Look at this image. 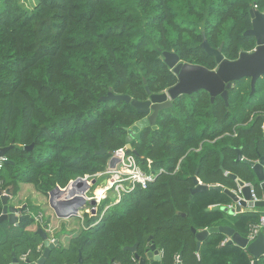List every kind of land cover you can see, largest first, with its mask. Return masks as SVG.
Instances as JSON below:
<instances>
[{"label": "trees", "instance_id": "trees-1", "mask_svg": "<svg viewBox=\"0 0 264 264\" xmlns=\"http://www.w3.org/2000/svg\"><path fill=\"white\" fill-rule=\"evenodd\" d=\"M253 7L264 12V0H0V146L9 147L10 160L0 170V214L1 194L16 196L22 183L48 195L104 172L145 115L124 100L103 98L111 91L145 101L147 88L157 94L174 86L178 76L165 51L208 69L217 64L205 39L230 60L253 51L256 39L245 34ZM156 124L145 126L129 149L156 178L119 200L106 197L94 215L85 212L80 232L54 247L45 264H137L125 247L138 244L144 254L149 237L162 250V264H174L179 254L183 264H253L221 231L198 250L193 228L228 225L249 237L264 208L234 215L208 209L234 202L224 191L192 189L195 176L235 189L233 173L262 198L254 171L237 157L238 149L246 160L264 156V77L254 94L250 78L235 81L228 102L221 95L212 101L206 90L181 95L160 110ZM29 207L18 225L0 222V264L42 256L41 233L28 229L35 223Z\"/></svg>", "mask_w": 264, "mask_h": 264}, {"label": "water", "instance_id": "water-1", "mask_svg": "<svg viewBox=\"0 0 264 264\" xmlns=\"http://www.w3.org/2000/svg\"><path fill=\"white\" fill-rule=\"evenodd\" d=\"M250 15L252 27L247 30L245 34L253 35L256 39V47L253 51H242L237 59L230 60L225 58L222 52V46L219 48H213L205 39L202 46L208 54L215 57L217 64L215 69H208L202 65L183 62L180 60V57L176 52L165 51V62L178 76V82L174 86L157 94H151L150 89L147 88L150 97L145 101L133 99L127 94L116 95L111 91L108 96L103 98L104 100H124L127 103H131L132 106L145 115L141 120L137 121L128 129V149H132L130 142L145 126L152 125L154 128L158 127L156 122L160 110L171 107L173 105V100L181 95H191L197 91L206 90L210 94L212 101H214L216 96L221 95L225 101L228 102V89L232 87L233 82L243 78H250L251 94L255 93L257 80L264 77V12L253 7L250 10ZM32 148L33 145L27 147V149ZM8 149L9 147L0 146V156H6ZM97 152L105 153L106 150L101 149ZM237 160L245 161L254 171L263 191L262 198L254 201L251 184L238 178L237 175L233 173H229V176L237 182V188L235 189L226 188L221 184H204L195 176L194 181L196 186L192 189V195L205 192L209 189L224 191L231 197L234 204L229 206L214 205L210 206L208 209H222L232 215L242 212L243 208L252 206L256 208H264V156L260 157L258 160H246L242 151L238 149ZM7 162H10V160H7L5 163ZM113 164L114 161L111 162V165ZM221 169L226 172L223 167H221ZM95 182L96 179H93L92 183L95 184ZM89 186L90 185L87 181L83 180L82 177H78L73 183L75 189L73 188V190H70L67 193L66 190L68 186L63 188L57 185L49 191V204L56 215L58 217L79 215L80 209L84 208L88 202L93 205L92 212L94 214L96 212V200H88L84 195L78 196L75 194L76 188L87 190ZM1 198L3 202V210L0 214V222L9 221L12 224L18 225L25 216L30 215V213L24 214L25 205L14 206L9 203L11 198L9 192L1 194ZM36 231L42 235L44 251L37 261L27 259L25 264H45L50 256V251L54 247L60 246L59 239L55 238L54 240H50L44 229L40 228ZM193 231L196 232L199 241L198 250L201 247L202 241L210 233L221 231L229 237V243H236L248 251V253L254 258L253 264H259V259L264 256L263 232H260L255 239L250 240L249 237L241 236L234 228L228 225L214 226L201 231H197L193 228ZM148 241L150 243L146 247L144 254H139L137 252L138 244L125 247V249L134 253V258L137 264H162L161 248L152 242L151 237L148 238ZM80 261H82V256L80 257ZM12 264L22 263L17 257H14ZM174 264H183L182 254H179L177 261Z\"/></svg>", "mask_w": 264, "mask_h": 264}, {"label": "built area", "instance_id": "built-area-1", "mask_svg": "<svg viewBox=\"0 0 264 264\" xmlns=\"http://www.w3.org/2000/svg\"><path fill=\"white\" fill-rule=\"evenodd\" d=\"M7 160V156H0V170L3 168V165ZM112 161H114L113 165H111ZM148 167H151V160L148 161ZM100 173L102 177L106 176L105 184L102 188H100L103 190L102 196H98V189L95 191V195L88 196V189L90 188V186L85 192H82L83 190L81 188H77L76 191L78 190L79 192L75 193L78 196L84 195L88 200H96V208L103 199L109 196L110 192H112L113 196H115V198L117 197L119 200L123 193L134 190L137 185H141L143 188L147 187L148 183L154 180L157 176V174L153 172H148L144 170L142 166L138 163L136 156L133 153L129 152L127 146L114 151L111 158L109 159L107 169L104 172ZM89 177L90 175H85L82 178L88 179ZM74 182L75 179L71 180L70 184H73ZM251 186L254 201H257L260 198L256 195L252 184ZM91 206L92 210L93 205ZM253 208L255 207L252 206V209ZM260 232L264 233V215L261 216L260 223L252 227L249 239H255ZM26 258L27 255L23 257L22 261H24Z\"/></svg>", "mask_w": 264, "mask_h": 264}, {"label": "rangeland", "instance_id": "rangeland-1", "mask_svg": "<svg viewBox=\"0 0 264 264\" xmlns=\"http://www.w3.org/2000/svg\"><path fill=\"white\" fill-rule=\"evenodd\" d=\"M101 173L90 175L89 179L92 180L96 179L95 184H91L90 188L88 189V196L95 195V191L98 188H102L104 186V180L106 176L102 177ZM73 180V179H72ZM70 184V182H69ZM68 184V185H69ZM67 185V186H68ZM33 184L24 185L21 192H19L16 196L10 198V204H14V206H23L25 205V209L29 205V211L34 214L35 223L31 225L33 230H38L40 228L44 229L47 232L48 238L50 240L54 238H60L61 244L63 242L66 245L69 244L70 238L75 236L80 230L83 228L84 225V215L85 212H88L91 215H94L91 210V204L88 202L84 208H81L79 211V215L71 216V217H58L54 210L51 208L49 204V195H44L39 192L36 188H34ZM35 189L38 191H35ZM100 193V190H97V194ZM66 196V194H65ZM64 196V197H65ZM110 197L113 196V193H109ZM62 197V198H64ZM38 206V209L35 207ZM26 255H23L25 257Z\"/></svg>", "mask_w": 264, "mask_h": 264}, {"label": "bare ground", "instance_id": "bare-ground-1", "mask_svg": "<svg viewBox=\"0 0 264 264\" xmlns=\"http://www.w3.org/2000/svg\"><path fill=\"white\" fill-rule=\"evenodd\" d=\"M83 180H85V181H87L88 182V184L89 185H91L92 183H91V180L88 178V179H83ZM73 184H70L68 187H67V190H66V193L68 192V191H70V190H73ZM75 189V188H74ZM77 189V188H76ZM99 190H100V193L98 194V196L100 197V196H102L103 195V190L102 189H100V188H98ZM85 190L86 189H84L82 192H85ZM75 192H79L78 190L77 191H75ZM71 208V207H70ZM69 209V208H68Z\"/></svg>", "mask_w": 264, "mask_h": 264}, {"label": "crops", "instance_id": "crops-1", "mask_svg": "<svg viewBox=\"0 0 264 264\" xmlns=\"http://www.w3.org/2000/svg\"><path fill=\"white\" fill-rule=\"evenodd\" d=\"M103 182L105 183V180H104ZM24 185H26V183H22V184H21V190H22V188L24 187ZM34 188H35V187H34ZM34 188H33V189H34ZM21 190H20V192H21ZM35 191H37V190L35 189ZM37 192H38V191H37ZM12 204H13V203H12ZM13 205H14V204H13ZM251 209H252V207L243 208V209H242V212H243V211H246V210H251ZM31 227H32V226H30L28 229L33 230ZM58 239H59V242H60V238H58ZM228 240H229V237L227 236V241H228ZM60 243H61V242H60ZM63 245L67 246L65 242H63Z\"/></svg>", "mask_w": 264, "mask_h": 264}, {"label": "flooded vegetation", "instance_id": "flooded-vegetation-1", "mask_svg": "<svg viewBox=\"0 0 264 264\" xmlns=\"http://www.w3.org/2000/svg\"><path fill=\"white\" fill-rule=\"evenodd\" d=\"M234 83V82H233ZM60 245H61V243H60ZM63 245V244H62ZM28 258H26L25 260H24V262L27 260Z\"/></svg>", "mask_w": 264, "mask_h": 264}]
</instances>
